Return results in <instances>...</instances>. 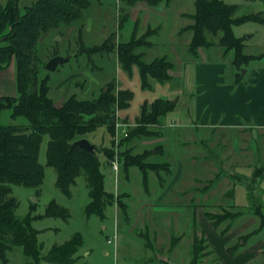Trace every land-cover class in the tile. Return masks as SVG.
Returning a JSON list of instances; mask_svg holds the SVG:
<instances>
[{
    "label": "rangeland",
    "instance_id": "rangeland-1",
    "mask_svg": "<svg viewBox=\"0 0 264 264\" xmlns=\"http://www.w3.org/2000/svg\"><path fill=\"white\" fill-rule=\"evenodd\" d=\"M224 1L238 6L241 4L250 6L245 0ZM90 2L91 5L84 12L82 21L70 28L44 35L35 48V55L41 78L49 79L48 97L56 106H62L72 97L95 100L105 90L117 99L121 91L134 93L129 108L120 110L117 108L118 104L116 105L114 137L107 127H100L87 137L91 144L99 148L97 154L101 170L105 175L106 190L115 194V204L113 207H108L104 220L97 215L88 217L85 210L90 203V197L84 176L76 179V185L71 190L72 197L65 196L56 186L58 176L56 169L47 166L49 137L45 136L39 156L46 174L43 185L39 188L12 186V196L19 203L16 212L18 218H25L31 212L33 205L36 206L34 215H44L52 201L68 209L67 217L39 220L34 222V228L40 232L38 240L44 245L43 254H47L55 245L65 244L75 234H81L85 244L76 255L80 264H117V247L120 243L124 246L123 249L130 248L133 253L136 252V264H150L149 261L156 260V255L160 257L156 264H192L195 256L196 264H224L223 259L212 255L209 248L195 254L196 240H203L205 245L207 240L205 234H201L197 227H195L196 236L190 239L189 215L184 214L178 220L174 214H156L154 209L143 207L145 203L151 201L159 185L172 187L175 182V171L177 172L179 168L178 163L185 153L191 151L198 156L200 151H204L207 159H203L204 162L200 160L198 170L189 171L185 177L187 185L191 176H196L203 182L194 183L188 188L199 189L197 203L201 202L205 205L207 197H210L212 206L206 209V218L213 226V220H210L208 215L217 219L226 218L224 221H219L218 228L214 226L223 237L231 230L240 227V224L249 217H256L258 223L250 225L246 232L232 242L229 250L231 249L233 255H229L235 258L238 254L246 252V264H264V227L260 228L262 219L259 216V212L264 215V133L258 139L250 129L241 130L230 137L232 142L234 141L232 145L223 140L222 132L197 130L190 112V97L184 94L191 88L186 82L189 75V70L185 67L186 62L197 60L199 62L203 58L211 61L221 59L233 66L235 50L220 46L219 39L216 38L211 47L200 49L197 55L189 51L192 33L186 31V28L192 24V20L188 17L195 13V0H172L170 4H163L157 9L146 3L129 7L121 0H90ZM2 3L0 5L4 7L7 0ZM32 3L33 0H22L20 3L22 13L25 7ZM257 4L262 6L263 10L264 3ZM256 28H260L259 25L247 23L234 27V33L238 37H249L251 33H255ZM144 40L151 42V47L140 45L135 50L138 56L144 54L140 58L143 62L149 64L156 59L166 57L173 64V70L170 71L173 76L170 81L159 83L150 79L151 86L146 89L143 88L138 66H133L132 70L128 71L119 58L122 48L126 49L132 42L139 44ZM262 40H264V31L257 32L253 40V53L260 52ZM201 54H204L203 58ZM55 56H70V60L61 64L55 72H49L46 65ZM5 70L0 74V96L16 97L15 61L13 60ZM240 76L239 73L238 78ZM157 99L178 101L174 112L162 120L161 126H149V129L157 132L159 137L149 138L143 134L142 137L132 140H128V137L124 138L122 135L126 131L131 136L139 127L142 106L146 102L151 104ZM0 123L11 125L25 122L23 118L13 120L11 112L7 110L1 114ZM194 141H197L199 147L182 148V143ZM159 146L163 148L159 149L160 155L154 153L148 159L149 162L144 163L146 165L155 162L168 163L170 168L161 171L164 179L155 171L149 172L148 190L151 194H148L143 181L144 173L138 167H133L129 173H126L123 160L127 155L140 160L139 155L158 149ZM111 152H114V156L110 160L107 155ZM116 157L119 159L120 167L117 182L114 173L111 172V162ZM207 163L208 168L211 165L215 167V177H209L206 171ZM209 178L212 180L210 181ZM119 196L122 203L128 205L127 213H124L118 204ZM149 216L158 220L155 227L159 233V243L162 245H169L171 237L187 233L185 237H176L174 246L181 239L184 240L175 249L174 255L166 252L162 256L159 249L153 255L144 248L153 247L152 237L143 225H134V220L136 223L138 220L143 222ZM131 218L132 224L126 226L124 223L129 224ZM115 230H117L116 244L108 245L107 241L113 238ZM106 253H109L110 257H107ZM8 260L9 264L30 263L19 247L8 253ZM0 264H3L1 257ZM41 264L49 263L42 261Z\"/></svg>",
    "mask_w": 264,
    "mask_h": 264
},
{
    "label": "trees",
    "instance_id": "trees-1",
    "mask_svg": "<svg viewBox=\"0 0 264 264\" xmlns=\"http://www.w3.org/2000/svg\"><path fill=\"white\" fill-rule=\"evenodd\" d=\"M172 0H121L125 5L134 7L139 3H146L152 8H160L163 4H170ZM247 2H263L264 0H246ZM22 0H7L6 5H0V73L14 60L17 68V96L0 97V119L4 111L11 112L15 121L23 118V124L2 125L0 123V257L3 264H9L8 253L15 248H22L29 264H80L76 255L84 247V238L75 234L63 245H55L47 254H43L44 245L38 240L39 231L34 228V222L47 218H61L69 215L68 209L56 201H52L44 215H34L36 206L23 219L18 218L16 212L18 200L12 196V186L39 188L45 180V167L40 163V151L45 136L49 137L47 147V166L57 171V188L68 198L72 197V187L76 179L84 176L89 190L90 203L85 213L88 217L97 215L106 218V210L115 204V194L106 190L105 175L101 170V163L96 153L87 152L81 148L72 150L75 142L87 139L100 127H107L112 136L115 135L116 105L120 110L129 108L134 98L132 91L119 92L118 99L110 92L104 91L95 100H81L72 97L62 106H56L48 97V78H41L36 47L41 38L53 31L70 28L84 18V12L90 7V0H36L25 7L24 13L20 3ZM239 6L227 4L223 0H196L195 13L188 18L192 24L186 31L192 33L189 51L197 55L202 48L211 47L213 41L219 38V45L235 50L233 66L242 68L252 58L244 53V39L238 38L234 27L247 23L264 25V12L237 17ZM143 45L151 47V42H132L128 48L121 49L120 61L128 71L138 66L143 88L150 87V79L165 83L172 79L170 71L173 64L166 57L145 63L135 50ZM56 57V56H55ZM177 101L157 99L153 103L147 102L142 106L139 127L128 135L133 138L159 137L158 133L149 126H161V122L174 112ZM159 146L150 152L139 155L140 160L129 155L124 157L125 171L130 172L138 167L144 173V185L148 189L149 172L155 171L159 177L161 171L169 169L168 163L145 164L150 157L157 153ZM114 152L107 157L111 160ZM162 168V169H161ZM164 168V169H163ZM164 179V178H163ZM126 198V197H125ZM119 206L127 213V205L122 203L119 196ZM260 228L264 227V215ZM214 226L226 218L217 219L208 215ZM216 220H215V219ZM220 221V222H219ZM223 235V232H222ZM177 238H173V243ZM245 241V240H244ZM208 249L203 240H196L195 254ZM229 254L233 255L231 249ZM232 252V253H231ZM195 260L192 264H196Z\"/></svg>",
    "mask_w": 264,
    "mask_h": 264
},
{
    "label": "crops",
    "instance_id": "crops-1",
    "mask_svg": "<svg viewBox=\"0 0 264 264\" xmlns=\"http://www.w3.org/2000/svg\"><path fill=\"white\" fill-rule=\"evenodd\" d=\"M4 1L5 0H0V4H3L2 2ZM35 1L36 0H33V2ZM249 3L250 6L247 7L243 4L239 5L241 8L236 15L237 17L256 14L259 13V11L264 12V8L262 10V6L258 5V2ZM227 4L236 5L233 3ZM245 9L247 11H245ZM257 25H259L260 28H256L255 33H251L249 37L237 36L238 38L244 39V53L252 58V60L240 70L235 66H230L225 60H206L203 58L204 54H201L203 58L202 61H188L185 63L186 66L184 65L187 70H189L186 82L187 85L189 84L191 87L190 90H186L187 92L184 94L190 97V112L193 115L194 119H192V121L196 124L197 130H211L212 133L213 131L222 132L223 140H226L232 145L234 141L232 142L230 137H232V134L240 132L241 130L250 129L252 133H255L258 139L259 136L264 133V40L260 43L262 45V47H260V52L253 53L252 51L254 48L253 40L255 39V35L257 32L264 31V25ZM244 68L246 69V74L242 77L241 73ZM239 73L241 76L238 78ZM228 135L229 137H226ZM192 147H199L197 141L182 143V148L184 149H191ZM203 159H207L204 156V151H200L198 156L191 151L185 153L178 163L179 168L177 172L175 171V182L172 184V187L168 188L159 185V189L155 192L156 194L152 195L151 201L145 203L143 207H149L151 210L154 209V213L156 214H174L178 220L184 214L189 215L190 223L188 225V236H190V239L196 236L195 227H197L201 234H205L207 245L212 255L222 258L224 264H246V252L245 254H238V256L232 258L229 255L228 249L232 242L246 232L250 225L258 223L257 218L249 217V219L240 224V227L231 230L224 237L220 235L212 223L206 218V209L208 210L212 206L210 197H207L208 200L205 202V205L201 202L197 203L196 198L197 194L200 193L199 189L193 188L191 190L188 188L194 183L201 184L200 182H203V180H199L196 176H191L190 183L187 185L185 179L186 173L198 170L200 167V160L204 162ZM258 162H260L259 159ZM206 166L207 168L209 167L208 163ZM214 169L215 167L213 165L206 169L209 177H215ZM209 180L211 181L212 179L209 178ZM148 189V194H151V191ZM115 209L118 213L117 208ZM134 221V225H143V228L148 230L152 237L153 247L147 246V248H144L148 249L153 255L158 249L162 256H164L166 252L174 255L175 249L184 239H181V241L174 246L173 238L185 237L187 234L181 233L180 235L171 237L169 245H162L159 243L160 237L155 227L158 220L149 216V218H146L143 222L142 220H138V223H136V220ZM124 224L126 226L132 224V218L129 224ZM123 247L121 243L117 247V264H136V252L133 253L130 248L125 250ZM106 256L110 257V254L106 253ZM158 256L159 255L155 256V261H149L150 264H156V262L160 260ZM164 263H166V261H164Z\"/></svg>",
    "mask_w": 264,
    "mask_h": 264
},
{
    "label": "water",
    "instance_id": "water-1",
    "mask_svg": "<svg viewBox=\"0 0 264 264\" xmlns=\"http://www.w3.org/2000/svg\"><path fill=\"white\" fill-rule=\"evenodd\" d=\"M69 60H70V56H67V57L56 56L47 63L46 69L49 72H55L61 64H64L68 62ZM241 74H242V77H244L246 74V70H242ZM76 148H81L90 153H96V151L98 150V148L95 145L91 144L87 139H82V140H78L77 142H75L72 146V150Z\"/></svg>",
    "mask_w": 264,
    "mask_h": 264
},
{
    "label": "built area",
    "instance_id": "built-area-1",
    "mask_svg": "<svg viewBox=\"0 0 264 264\" xmlns=\"http://www.w3.org/2000/svg\"><path fill=\"white\" fill-rule=\"evenodd\" d=\"M118 128H120V127L118 126ZM122 136L124 138H127L128 137V132L126 131ZM119 169H120V167H119V159L116 157L115 160H113L111 162V172L114 173L116 182L118 181ZM114 233L115 234H114L113 238L112 239H109L107 241L108 245H115L116 244V240H117V230H115Z\"/></svg>",
    "mask_w": 264,
    "mask_h": 264
}]
</instances>
